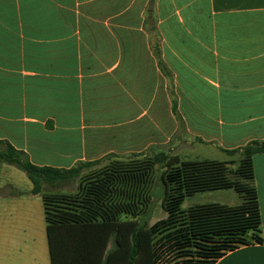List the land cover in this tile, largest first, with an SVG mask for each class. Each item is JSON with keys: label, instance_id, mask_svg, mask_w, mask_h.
<instances>
[{"label": "crops", "instance_id": "0c3cea01", "mask_svg": "<svg viewBox=\"0 0 264 264\" xmlns=\"http://www.w3.org/2000/svg\"><path fill=\"white\" fill-rule=\"evenodd\" d=\"M261 138L264 0H0V140L34 166L158 153L172 139L233 149ZM252 173L260 243L212 264H264V153ZM28 204L21 227L33 254L44 223Z\"/></svg>", "mask_w": 264, "mask_h": 264}, {"label": "trees", "instance_id": "16d2710c", "mask_svg": "<svg viewBox=\"0 0 264 264\" xmlns=\"http://www.w3.org/2000/svg\"><path fill=\"white\" fill-rule=\"evenodd\" d=\"M154 51L157 66L168 79L171 111L180 133L184 125L176 109L171 74ZM0 149L1 162L24 171L29 192L42 203L48 264H212L239 245L260 243L259 209L255 195L252 156L264 153V138L221 149L224 161L187 160L156 153L148 146L136 154H106L99 159L57 169L34 166L22 150L8 143ZM160 175L164 216L151 224L136 220L149 206L153 167ZM92 167V168H91ZM80 177L72 193L49 189ZM44 185L47 189L42 190ZM230 189L239 203L196 204L182 210L187 195L197 191ZM112 246L107 250L108 241Z\"/></svg>", "mask_w": 264, "mask_h": 264}, {"label": "rangeland", "instance_id": "374dc122", "mask_svg": "<svg viewBox=\"0 0 264 264\" xmlns=\"http://www.w3.org/2000/svg\"><path fill=\"white\" fill-rule=\"evenodd\" d=\"M180 136L185 137L184 134ZM187 139V138H186ZM4 145L0 143V149ZM169 155H177L181 161L187 160H216L224 161L228 159V156L213 143H189L186 141H181L180 139L176 141L172 139L169 143L165 144L164 149ZM116 158H126L121 155V157ZM92 168V167H91ZM80 170L78 178H75L66 185L60 186L58 188L49 189L57 193H72L78 183L80 177H83L87 171ZM163 170L162 167L155 165L152 170L151 183L149 186L148 194L150 198L149 206L145 209V213L136 217V220L141 222L143 220L147 225L151 224L154 220L161 219L164 216V211L161 209V188L162 184L160 181V173ZM31 183L28 180L26 174L21 169L16 166H9L1 162L0 158V194L7 193L11 196L1 195L0 196V224H15L16 227L13 230H8V228H1L3 233H0V263L13 264L25 262L31 255L32 259H29L31 263H48V253L45 245V232L38 231L35 226V231L39 234L33 236V254L29 252V239L24 234L23 228V212L28 209V202H35L38 210V217H41V198L38 196L28 197L26 191L30 187ZM42 190L47 188L42 185ZM19 191L17 194L15 192ZM15 193V194H14ZM220 203L226 205H236L239 203V199L236 194H234L230 189H214L210 191H197L187 195L183 198L180 204L182 210L196 205V204H211ZM5 210V211H4ZM32 207L30 206V211ZM7 213L13 216H2V214ZM35 212V211H34ZM41 219V218H40ZM21 227V228H20ZM4 230V231H3ZM12 235V237L10 236ZM42 246V247H41ZM112 246L111 241H108L107 248ZM3 249V250H2ZM107 249V250H108Z\"/></svg>", "mask_w": 264, "mask_h": 264}]
</instances>
